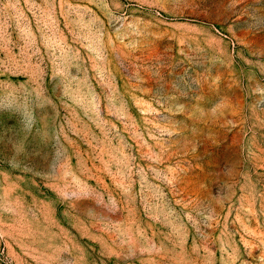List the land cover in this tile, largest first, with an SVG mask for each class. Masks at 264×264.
I'll list each match as a JSON object with an SVG mask.
<instances>
[{"label": "rangeland", "instance_id": "rangeland-1", "mask_svg": "<svg viewBox=\"0 0 264 264\" xmlns=\"http://www.w3.org/2000/svg\"><path fill=\"white\" fill-rule=\"evenodd\" d=\"M0 264H264V0H0Z\"/></svg>", "mask_w": 264, "mask_h": 264}]
</instances>
